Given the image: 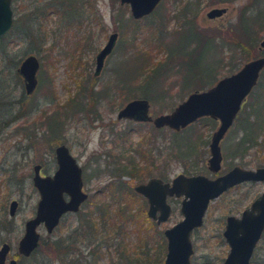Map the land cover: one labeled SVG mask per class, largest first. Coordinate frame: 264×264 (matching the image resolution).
Returning <instances> with one entry per match:
<instances>
[{"label":"rangeland","instance_id":"rangeland-1","mask_svg":"<svg viewBox=\"0 0 264 264\" xmlns=\"http://www.w3.org/2000/svg\"><path fill=\"white\" fill-rule=\"evenodd\" d=\"M49 1L52 0H12L13 24L11 30L13 27L17 28L15 34L20 37L10 43L6 40L8 51L0 56V96H2L0 99V226L6 224L8 227L9 224H12L11 227H8L10 231L0 232V248L3 243H8L11 246L7 262L12 258L11 254L18 255L17 246L24 234V223L33 217L39 201L38 192L32 185L33 167L40 165L41 175L52 176L57 166L54 149L60 145L67 147L82 169L83 190L91 201L86 205L82 204L78 214H84L85 210L92 208L93 202L103 200L104 194L101 193V189L116 181V177L110 173L117 168L129 171L128 161L135 163L140 168L136 176L123 175L121 178L132 188L140 183L148 182L151 178L170 182L180 174L185 176L201 174L213 179L236 166L247 170L264 167V152H261L260 149L259 151L253 149L242 157L238 155L230 158L228 154L231 151L232 140L236 138L234 124L220 143L223 156L221 170L218 174H213L207 169L206 163L209 158V142L218 123L213 129L206 130L205 128L196 131L198 127H192L191 124L180 130L179 132H183L180 133L179 143H184L183 137L190 136L188 139L197 147L196 153L194 157L173 159L172 155L175 152L171 150V134L174 131L168 128L155 129L151 124H134L128 120L117 121V113L127 103L135 99H145L139 95L131 99V93L128 100L123 99L124 94L120 91L121 87H117L122 84L121 81L120 85H117V77L119 76V79L122 80L124 70L134 66L124 63L127 47L123 40L120 43L121 36L118 37L113 52L107 57L101 74L98 77H94L93 74L95 56L106 44L109 35L116 32L117 28L120 29V34L124 32L123 23L130 16L129 8L125 9L119 0H94L93 8L100 18L99 24L92 22L90 25L86 22L80 31L71 27L65 33L58 34L55 33V21H57L55 14L46 15L45 21H41V12ZM176 1L164 0L155 10L153 20L159 22L157 19L162 17L167 34L165 44L169 48L176 51L189 50L190 52L194 47L191 45L187 47V36L173 19L176 14ZM246 1L236 0L233 4L203 6L199 15L192 21L195 33L210 38L219 33L226 42L234 39L237 35L235 32L238 11ZM214 8H225L226 13L214 20L207 19L206 14ZM125 10L128 12L127 17L123 16ZM87 14L91 20L90 9L87 10ZM144 23L145 21L142 20L139 24L143 25ZM37 28H41V32L46 35L45 38H48L47 43L49 44L41 46L38 39L23 38L19 35L26 30ZM182 31L183 33H181ZM86 37L90 38L92 47L97 50L95 53L87 52L88 50L83 47ZM257 38L258 42L254 50L251 51V54L253 53L251 60L261 57L258 45L264 38V27L258 31ZM223 39L212 41L211 45L214 51L212 56L209 60L199 63L198 71L208 79L210 84H201L195 81L189 83L190 85L182 91L184 64L181 58L175 55L166 63L165 72L151 88L154 95L153 97L149 96L152 99L150 97L145 99L149 102V114L153 118L170 114L190 94L196 91L201 92L197 90L198 87L204 86V90H207L220 79L238 71L246 63L238 59L240 56L236 55V51L235 53L231 51L230 54L226 44L223 45L225 50L221 53V50L217 48L219 44L216 45V43H221ZM52 43L54 45L49 47ZM76 43H80V45L77 47ZM63 47L68 52L67 54H62L65 52ZM82 50L85 52V58L89 60L87 71H82L81 66H76L71 61L72 56L79 54ZM28 55H35L40 63L37 73L38 85L30 97L26 96L22 80L16 73L21 61ZM151 56L158 61L165 59V55L162 54L156 56L154 53ZM217 61H220V64H217ZM82 75H85V78H82ZM82 82H84L85 91L78 99L79 103L76 94L78 84ZM134 83L138 85L139 81ZM102 92L104 95L101 96ZM251 97L252 95L247 97L244 102L245 106L253 101ZM72 98L75 99L77 104L74 105L78 107V110H85V112L78 114L79 111H72L66 107L67 104L71 108L74 107L70 102ZM71 112L74 114H69ZM19 113L21 115H18ZM97 115L100 116L99 120L95 119ZM111 125L114 126L113 129L108 128ZM111 130L113 133L123 136L120 138L121 141L113 146L112 142L116 140V137L109 134ZM180 149L184 150L182 144H180ZM114 158L117 159L114 160ZM111 164L113 166H109ZM191 168H194L196 172ZM263 191L264 183L262 182L243 183L212 201L205 213L202 227L193 230L190 235L193 248L190 264H221L229 252V247L222 237L226 218L228 216L240 217L241 213ZM137 199L141 201L142 197L138 195ZM181 200L182 198L175 197L167 199L172 213L163 224L158 225L151 220L157 226L156 231L149 228L147 230L146 225L142 224V229L137 234L136 229L128 227L127 235L122 236H126L122 244L120 237L117 239L112 235L107 237L101 250V253L105 255L99 264H164L166 240L165 251H163L159 247L162 240L158 237L157 232L162 233L164 238V230L173 227L183 219L180 213ZM12 201H17L19 204L14 217L8 215L9 205ZM147 211L146 205V216ZM77 220L78 217L75 215L65 216L58 229L49 235L46 234L43 227L38 228L39 243L41 240L65 238L75 233L79 224ZM73 243L71 242V244ZM74 245L78 248L84 246V242L80 241ZM37 250L38 247L27 259L20 258L21 264H67L62 260L57 262L55 258H48L49 261L46 258H41L40 255L33 256ZM252 264H264V234L255 249Z\"/></svg>","mask_w":264,"mask_h":264},{"label":"water","instance_id":"water-1","mask_svg":"<svg viewBox=\"0 0 264 264\" xmlns=\"http://www.w3.org/2000/svg\"><path fill=\"white\" fill-rule=\"evenodd\" d=\"M163 0H119L128 6L130 16L141 20L151 15ZM12 0H0V38L12 28ZM226 13L225 8H214L206 17L214 20ZM118 35L112 33L95 56L94 77H98L107 57L113 52ZM264 50V38L258 45ZM40 63L35 55L26 56L17 68V74L23 81L25 94L31 96L37 86V73ZM264 69V56L249 60L228 77L220 79L215 85L201 92L190 94L170 114L153 118L149 114L150 105L145 99H135L127 103L117 114L119 120L152 123L155 129L168 128L174 132L188 127L202 118L218 122L209 142L207 169L218 174L223 156L220 143L232 127L242 104L255 88ZM57 169L52 176H41L40 165L33 167V187L37 190L39 201L35 215L25 223L24 234L20 239L17 252L29 257L38 247L40 234L38 227H43L46 234H52L63 215L79 212L88 198L83 191L82 170L66 146L54 149ZM264 183V167L255 170L233 167L213 179L205 175L185 176L180 174L170 182L151 178L133 189L144 198L148 205L147 217L158 225L165 223L171 213L168 198H182L180 213L183 219L173 227L164 230L166 255L164 264H190L193 248L190 235L193 230L202 227L209 204L230 189L243 183ZM65 195L68 199L65 198ZM18 203L12 201L8 213L13 217ZM264 233V191L245 209L240 217L228 216L222 237L229 247V252L221 264H250L253 251ZM11 246L3 243L0 248V264H17L15 259L7 262Z\"/></svg>","mask_w":264,"mask_h":264},{"label":"trees","instance_id":"trees-1","mask_svg":"<svg viewBox=\"0 0 264 264\" xmlns=\"http://www.w3.org/2000/svg\"><path fill=\"white\" fill-rule=\"evenodd\" d=\"M163 1L158 6H160ZM235 1L236 0L176 1L175 7L177 8L173 19L178 24L179 29L184 30V34L188 39L187 47L190 45L194 47L190 52L189 50L176 51L169 48L165 44L167 35L165 33L166 27L163 25L162 17L157 19L159 22H155L153 20L155 17V11L141 20H134L131 16L127 19L124 18V32L120 34V43L123 40L125 46L127 47V51L125 52V54H127L124 56L126 60L124 63L128 64V66H134L126 71L124 70L122 80L119 79V76L117 77V85H120L119 82L122 81L121 86L117 87H121L120 91L124 94L123 99L128 100L130 96V98L133 99L138 95L145 99L149 98V95L153 97L154 94L152 93L153 91L151 88L154 87V84L165 72L164 67L166 63L175 55L181 58V61L184 64L182 91L190 85L189 83H193L195 81L198 83L200 82L201 84L208 83V79H206L205 76L198 71L199 63L204 60H209L212 56L214 51L211 42L216 41L219 38H223L219 33L211 38L209 36L197 35L192 27V21L199 15L203 6L233 4ZM93 3L94 0L49 1L47 5H44V9L42 10L43 12H41V21H45L46 15L50 16L51 14H55V19L57 20L55 21V33H65L71 27L80 31L86 22L90 23V25H92V22H97L98 24L100 23V18L94 11ZM123 6L125 9L128 8V6ZM89 9L91 10L92 15H90L93 20H90L89 15L87 14V10ZM127 15L128 12L125 10L123 16L127 17ZM142 20H144L145 23L140 25L139 23ZM263 25L264 0H247L246 3L240 6L238 11L235 32V34L237 33V35H235L236 37L230 41L228 40V42L224 39L221 40V43H216V45L219 44L217 48H219L221 53H223L222 51L225 50V46L223 45L226 44L230 54L231 51H234V53L236 51V55L238 54L240 56L238 59L241 62H247L252 58L253 53L251 54V51L254 50V47L258 42L257 34L258 31L264 27ZM16 30L17 28L13 27L8 34L0 38V56L8 51L6 40L10 43L11 41L18 40V37H20L16 36ZM30 30L34 31L31 32ZM30 30H26L24 33L19 35L23 36V38L38 39V43L41 46L49 44L47 43L48 38H45L46 35L41 32V28ZM181 33H183V31ZM231 33H233V31H231ZM84 41L83 47L88 50L87 52L95 53L97 51L92 47V42H90L89 37H86ZM53 45L54 43L50 44L49 47ZM76 45L78 47L80 43H76ZM63 51L65 52H62V54L68 53L64 47ZM177 52L180 53L178 54ZM154 53L156 56L161 54L165 55V59L158 61L153 57L154 55L151 56ZM84 54L85 52L82 50L79 54L73 55L71 61L75 63L76 66H81L82 71H87V64L89 63V60L85 58ZM260 56H264V52L261 51ZM217 64H220V61H217ZM124 67L126 66L124 65ZM82 78H85V75H82ZM135 81H139V84L135 85ZM208 84H210V82ZM77 89L76 98L78 100L82 97L83 91H85L84 82L78 84ZM204 89V86L197 88L199 91ZM86 93L88 94L87 88ZM130 93L131 95L129 96ZM102 95H104V92L101 93V96ZM251 95L253 101L247 104V106L243 103L242 108L235 119L233 126H235L236 138H233L232 140V146L230 148L231 151L228 154L230 155V158L238 155H240L239 157L245 156L253 149H257V151L260 149L261 152H264V70L261 72L259 80L249 96ZM91 98L92 96L90 99ZM0 99H2V96H0ZM70 102H72L73 106L78 109V107L74 105L77 104L75 99H70ZM78 102L80 103L79 100ZM90 102L93 103V101ZM83 112H85V110H83L82 113ZM18 115L21 114L19 113ZM216 125L217 122L215 120L202 118L191 126L198 127L196 131H199L205 128L206 130L213 129ZM188 130L190 131V129ZM157 132H159V130H157ZM182 132L183 131L179 133L173 132L171 134V150L175 152L172 155L173 159L181 157H194V154L196 153L195 149L197 147L188 139L190 136L187 135L183 137L184 143H179V138ZM120 138H123V136ZM124 138L126 139L127 137L125 136ZM180 144L183 145L184 150L180 149ZM127 167L129 171H126L127 169L117 168L114 171L115 173L111 172L110 174L116 177V181L114 183L107 184L101 189V193L104 194L103 200L100 202H93L92 208L85 210L84 214H80V216H78L77 222L79 224L76 227L77 237H75L73 242L76 245L80 241L84 242V246H86L84 250H73L75 247H71V241L68 236L65 238H59V245H57L55 238L52 240H41L38 250L33 256L36 257L37 255H40L41 258H46L47 260H49L48 258L57 257L60 261L62 260L63 263L67 262V264H99L100 260L105 255L104 253H101V250L103 249L102 244L110 235L115 236V239L120 237V243L122 244L123 239L126 237L122 236L127 235L126 229H128V227L133 230L136 229L137 234L140 233L142 224L146 225L145 228L147 230L149 228L156 231L155 229H157V226L146 216L145 200L142 198V202L139 201L137 199L138 195L134 192L133 188L130 187L131 185L121 180L123 175H130L133 177L136 176V174L140 171V168L135 163L133 164L130 161H128ZM191 170L196 172L194 168H191ZM137 181L140 182L138 179ZM127 197H129L128 201H126ZM90 202L89 198L85 202V205ZM9 226L11 225L9 224ZM8 227L6 224L1 225L0 232L10 231ZM157 235L162 240V243H159V247L165 251V239L163 238L162 233L157 232ZM16 257L18 258L19 256Z\"/></svg>","mask_w":264,"mask_h":264},{"label":"flooded vegetation","instance_id":"flooded-vegetation-1","mask_svg":"<svg viewBox=\"0 0 264 264\" xmlns=\"http://www.w3.org/2000/svg\"><path fill=\"white\" fill-rule=\"evenodd\" d=\"M89 22H91V21H89ZM119 30L120 29H116V32H114V33H116L117 35H118V37L120 36V33H119ZM111 35V34H110ZM109 35V36H110ZM89 37H90V35H89ZM16 73H17V70H16ZM18 75V74H17ZM22 80V79H21ZM22 84H23V81H22ZM37 85H38V83H37ZM37 87V86H36ZM24 88V87H23ZM25 91V90H24ZM35 92V91H34ZM34 94V93H33ZM32 94V95H33ZM31 95V96H32ZM27 96V95H26ZM28 97H30V96H28ZM72 106H73V104H72ZM66 107H69L72 111H79V113L78 114H81L82 112H81V110H78V109H76V107H73V108H71V106H69V105H66ZM69 114H74V112H71V113H69ZM118 114V113H117ZM66 115H68V114H66ZM95 119L96 120H99L100 119V116L99 115H97V116H95ZM116 119H117V121H120L117 117H116ZM134 124H151L152 125V123H143V122H134V121H132ZM62 123V122H61ZM113 123V122H112ZM114 124V123H113ZM116 125V124H115ZM153 126V125H152ZM107 127V126H106ZM111 127V129H113L114 128V126L113 125H111V126H109L108 128H110ZM116 127V126H115ZM229 132V131H228ZM227 132V133H228ZM109 134H111V136L113 137V135H114V137H116V140H113V142H112V146L113 145H115V143L117 144V142L119 141H121L120 140V137L121 136H119V134L118 133H113L112 132V130L111 131H109ZM226 136V135H225ZM117 158H114V160H116ZM116 165V164H115ZM109 166H113V164H111V165H109ZM108 166V167H109ZM56 169H57V166H56ZM82 170V169H81ZM56 171V170H55ZM40 175H41V170H40ZM41 176H44V175H41ZM33 178V177H32ZM82 182H83V171H82ZM32 185H33V182H32ZM84 191V190H83ZM85 192V191H84ZM86 193V192H85ZM87 194V193H86ZM88 195V194H87ZM65 198L66 199H68V197L65 195ZM89 199V196H88V198H87V200ZM86 200V201H87ZM17 202V201H16ZM146 202V201H145ZM18 203V202H17ZM146 205H147V202H146ZM18 206H19V204H18ZM18 208V207H17ZM147 208H148V205H147ZM80 211V210H79ZM8 215H9V213H8ZM34 215L35 214H33V217H34ZM67 215H75L76 217H78V216H80V214H72V213H68V214H65V215H63L62 216V218L60 219V221H59V224H58V226L55 228V230L54 231H56L57 229H58V227L60 226V224L62 223V219L65 217V216H67ZM15 216V215H14ZM13 216V217H14ZM32 217V218H33ZM32 218H30V219H32ZM239 218V217H238ZM30 219H28V220H30ZM27 220V221H28ZM26 221V222H27ZM226 221V220H225ZM25 222V223H26ZM25 223H24V227H25ZM156 223V222H155ZM10 225H12V224H10ZM9 226V225H8ZM9 227H11V226H9ZM41 227V226H40ZM40 227H38V228H40ZM54 231L52 232V234L54 233ZM38 232V231H37ZM39 233V232H38ZM264 234V233H263ZM69 235V234H68ZM75 237H76V232L75 233H73V234H70L69 235V238H70V241L73 243V241L75 240ZM262 237H263V235H262ZM262 237H261V239H262ZM58 239H59V237L58 238H55V241H56V243H57V245H59V242H58ZM260 239V240H261ZM259 243V242H258ZM258 245V244H257ZM39 246V245H38ZM71 246L72 247H75V245H74V243L73 244H71ZM257 247V246H256ZM256 247H255V249H256ZM86 248V246H81V247H78V248H74L73 250H75V249H79V250H84ZM255 249H254V251H253V255H252V257H251V260H250V264H252V259H253V256H254V252H255ZM10 252H11V250H10ZM10 254V253H9ZM8 254V255H9ZM11 255H13L12 256V258L11 259H15L16 261H17V264H21V262H22V260H19L20 258H22V259H27L26 257H23V256H21V255H16V254H11ZM16 256H19L18 258L16 257ZM16 257V258H15ZM58 258L57 257H55V261H57L58 262Z\"/></svg>","mask_w":264,"mask_h":264}]
</instances>
